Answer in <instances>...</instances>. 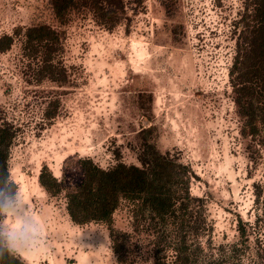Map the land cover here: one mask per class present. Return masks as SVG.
Segmentation results:
<instances>
[{
    "label": "rangeland",
    "instance_id": "rangeland-1",
    "mask_svg": "<svg viewBox=\"0 0 264 264\" xmlns=\"http://www.w3.org/2000/svg\"><path fill=\"white\" fill-rule=\"evenodd\" d=\"M120 3L113 24L90 8L70 12L61 53L70 83L36 79L21 38L0 52V114L17 131L10 175L47 224L44 249L19 254L27 264H154L161 233L136 202L120 201L113 231L74 223L66 207L84 176L80 157L141 165L151 127L148 140L189 170L188 238L201 259L264 264V138L245 128L230 75L244 0ZM37 22L58 25L49 0H0V37ZM44 165L61 182L56 195L39 182ZM179 226L161 251L169 262Z\"/></svg>",
    "mask_w": 264,
    "mask_h": 264
},
{
    "label": "trees",
    "instance_id": "trees-1",
    "mask_svg": "<svg viewBox=\"0 0 264 264\" xmlns=\"http://www.w3.org/2000/svg\"><path fill=\"white\" fill-rule=\"evenodd\" d=\"M58 25L37 22L17 26L12 34L0 37V52L8 50L21 38L24 55L31 61L39 81L71 82V76L61 58L64 29L71 11L90 8L106 24H113L122 10L120 0H49ZM240 19V34L230 75L236 102L245 119V128L264 138V0H244ZM34 64V65H33ZM52 116V112H48ZM153 128H143L139 160L141 165L118 162L104 168L91 157H80L84 171L81 181L67 190L66 207L71 220L79 225L105 222L113 231V214L125 198L136 202L147 213L152 225L161 233L155 249L154 264H225L214 259H201L198 247L188 235L197 226L194 217V197L190 194V175L187 166L149 141ZM15 125L0 114V175L11 178L9 159L16 138ZM151 139V138H150ZM39 182L52 195L61 191V182L44 165ZM264 213V198H263ZM0 219V223H1ZM179 224L173 248L175 258L167 261L161 253L168 246L170 231ZM197 230H194V235ZM170 234V235H169ZM166 241V243L164 242ZM0 264H27L20 254L0 255Z\"/></svg>",
    "mask_w": 264,
    "mask_h": 264
},
{
    "label": "clouds",
    "instance_id": "clouds-1",
    "mask_svg": "<svg viewBox=\"0 0 264 264\" xmlns=\"http://www.w3.org/2000/svg\"><path fill=\"white\" fill-rule=\"evenodd\" d=\"M4 217L10 222L0 223V255L44 249L46 221L34 212L30 197L7 174L0 175V219Z\"/></svg>",
    "mask_w": 264,
    "mask_h": 264
}]
</instances>
